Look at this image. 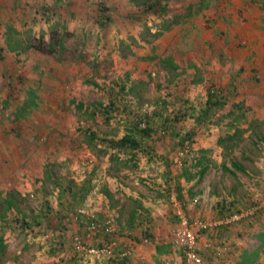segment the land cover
Segmentation results:
<instances>
[{"label":"rangeland","instance_id":"obj_1","mask_svg":"<svg viewBox=\"0 0 264 264\" xmlns=\"http://www.w3.org/2000/svg\"><path fill=\"white\" fill-rule=\"evenodd\" d=\"M144 1L150 2L0 0V209L4 206L1 192H13L19 216L27 222L9 226L0 219L4 245H0V264L120 260L119 248L127 247V239L118 243V236L107 251L76 252L75 236L88 247L102 242L84 224L88 215L109 216L117 230L128 235L137 231L141 239L148 223L155 222L150 210L165 212L169 232L162 239L156 235L159 245L169 241L170 246H183L167 169L171 177L199 179L196 192L209 185L218 197L241 195L244 185L253 184L260 172L264 0H160V15L143 12ZM100 5L111 18L104 26L96 22ZM42 6L47 7V16ZM238 69L241 73L234 77ZM121 78L127 92L116 96L106 119L94 109L109 102L100 87ZM212 87L221 90L226 104L199 126L192 117L176 123L181 135L191 127L196 134L188 152L171 149L178 138H171L172 127H167L164 117H173L189 103L195 115ZM153 112L157 115L154 131L145 139L153 146L151 153L138 152L132 161L128 154L104 150L84 131L119 137L144 113ZM230 135L232 139L227 138ZM82 161L84 172L93 168L97 175L93 181L98 182L83 202L74 194L85 174L80 171ZM203 167L206 170L199 177ZM70 181L72 192L61 194ZM192 194L197 197L194 207H199L200 197ZM245 202L239 203L241 207ZM83 205L88 214L78 217ZM250 207L228 223L250 218L252 212L246 213ZM137 212L143 219L134 216ZM190 218L198 249L199 231L207 226L196 224L205 222L201 216ZM140 239H135L136 244H141Z\"/></svg>","mask_w":264,"mask_h":264},{"label":"crops","instance_id":"obj_2","mask_svg":"<svg viewBox=\"0 0 264 264\" xmlns=\"http://www.w3.org/2000/svg\"><path fill=\"white\" fill-rule=\"evenodd\" d=\"M259 171L253 184L249 183L244 185L243 192L239 196L228 194L218 197L214 195V191L210 190L209 185L199 188L196 192L194 187H196L197 184L195 182L199 179L192 181V179L185 180L182 177L180 178L184 186V190L182 191L183 195L187 197L189 202V216H201V218L205 220V223H207L206 228L200 229L198 237V250L203 257V264H263L264 161L261 162ZM172 181L176 183L175 177H173ZM197 187H199V185ZM193 192L200 197L201 204L199 207H194L193 203H191L192 195H194L192 194ZM173 194L174 196L176 195L175 193ZM177 199L178 198H176V200ZM224 199L227 201L229 200L232 204L229 210L224 209L225 206L222 204ZM178 201L179 199L177 202ZM244 201H246V205L241 207L239 203H243ZM252 204L254 206H252ZM142 206L144 205L142 204ZM244 207L253 209L250 218H243L240 221L231 223H221V217H229L232 213L243 210ZM85 208L86 212H88L86 205ZM143 210L148 212L145 208H143ZM150 211V217L155 219V222L152 220L148 223L149 227L146 229L149 235L152 234L151 240L148 238L149 242H144L143 239L147 237L142 236L140 239L137 231H135L134 234L130 231V235H128L125 230H118V243L121 242L120 240H125L124 238L127 239L125 240L127 247L119 248V252L121 251L120 254L118 252L119 258L121 259L124 257L122 254L125 251L127 260L124 261L123 264H167V262H169V264H183L182 245L179 247L175 244L170 246L169 241H167L169 244L167 247V243H165L164 240L165 245L163 247L159 245L157 240L156 235H159L162 239V237L165 238L169 232L165 224L166 213H155L152 209ZM138 215V212L134 214L136 217H138ZM155 216L158 217L156 218ZM139 217L143 219L142 216L139 215ZM136 238L142 241L140 245H138V241H135ZM106 263L122 264V261L111 257L109 261H104V264Z\"/></svg>","mask_w":264,"mask_h":264},{"label":"trees","instance_id":"obj_3","mask_svg":"<svg viewBox=\"0 0 264 264\" xmlns=\"http://www.w3.org/2000/svg\"><path fill=\"white\" fill-rule=\"evenodd\" d=\"M143 12H149L151 14L154 15H160L161 13H163V6L160 4V0H150L149 3H146V1H144V5H143ZM47 7H41V12L43 15L47 16ZM104 11H107V8L104 5H100V9H99V13H98V18L97 21L101 26H104L105 24H108L109 22H111V18L107 15H105L103 13ZM154 36L159 35V33L155 32L152 33ZM49 44H51V41L49 42ZM59 47H63V44H60V41H58ZM167 61V60H166ZM242 69H238L237 71H235L234 73V77L240 75ZM101 89H103L109 96V102L105 107H102L101 105L99 106H95L94 109L97 110V112L100 113L101 116L106 117V119L110 118L109 113L114 109V105H115V100H116V96L117 95H124L127 90H126V82L125 79L121 78L118 79L114 85H103L100 87ZM221 90L217 87H212L207 91V96H206V100L203 104V106H199L198 110L196 111L195 115L193 113H191V110H195V107L193 105H191V103H189L187 108H182L179 111H176L173 115V117L171 118H167L164 117L165 121H168L167 123V127H172L171 129V138L175 139L178 138V140L174 143L175 145H173L171 147V149L174 150H179L180 148L185 152L189 151V148L191 147V144L194 142L193 138L196 134V131L194 129V127H191L188 131H186L183 135H181V126L176 125V123L178 124V122H181L183 119H185L186 117H192L194 124L198 125L200 123L205 122L206 120H208L209 118H211L213 115L216 114V111L219 110L220 108H222L225 104H226V99L225 97H222L221 95ZM185 102H187V100H185ZM81 104V103H80ZM156 113H144L136 123L131 124V127L126 130L121 136L119 137H109L103 134H100L96 131H93L89 128H85L84 131L89 135V137L93 140H95L96 142H98L101 146H103V149L108 151H112L115 152L117 154H128V158L129 160H133L134 158L138 157V152L140 153H147L150 154L151 153V149L153 148L152 145L147 144L145 139L146 138H150L154 128H153V123H154V118H155ZM232 124H229V127ZM143 126V127H142ZM233 135L235 133H232ZM233 136H228L227 138L232 139ZM130 152V155H129ZM187 159V158H186ZM185 159V161H186ZM189 161V158L187 159ZM164 162L167 164L169 163L168 161V157L165 156ZM236 166H238V168L242 169L241 165H238L236 162L234 163ZM224 167V166H223ZM224 169L229 170V172H231L232 174H234V172H232L231 169H228L227 167H224ZM169 169L166 170L167 176H169V179L167 180L168 183L173 182V191L176 194V198L179 199V203L180 206L182 207L183 211L185 212L186 216L191 220V218L188 216V206H189V202L187 200V197L185 195H183V190H184V186H183V182L180 181V178L183 176L178 175L177 177H175V181H172L173 177H171V173L168 172ZM206 168L203 167L201 168L198 172L199 177H201L203 175V173L205 172ZM84 172V170H83ZM84 176H83V180L81 181V183L79 185H75V189H76V195H78V198H80V200L82 201L85 197H87L91 192H93V189L95 187H97L98 182L97 181H93V179L97 180V175L95 174V170L93 168L88 169L87 171L84 172ZM189 178H193L192 177H188L185 178V180H188ZM184 179V178H183ZM71 183L69 185L63 186L62 189L60 190V193L62 194L63 191L67 190L68 192H72L71 188H72V184L74 185L73 181H70ZM59 186H62L59 183ZM1 194L3 195V209H0V219L5 221L6 224H8L9 226H11L12 224L14 225H21L23 224H27L26 220L23 219L21 216H19V208L17 207L16 203H15V197L13 192L10 191H3L1 192ZM61 194L59 195V197L61 196ZM75 196H73L72 201H76L74 198ZM197 199V197H195L194 199L192 198L191 203L195 202ZM85 200V199H84ZM83 202V201H82ZM223 205L225 206V210H229V207L231 204V202L226 199H224L222 201ZM46 209H45V215L51 214V208L49 206L48 201H46ZM252 206H254L252 204ZM79 210V209H78ZM78 213V211H77ZM232 213V212H230ZM236 213H240V211H237ZM88 212H86L85 214H83L84 216H87ZM175 214V212H174ZM235 214V213H232ZM231 214V215H232ZM79 215V213H78ZM230 215V216H231ZM175 216L177 217V215L175 214ZM136 217V216H135ZM139 217V215H138ZM137 217V218H138ZM224 217H228V216H224ZM112 219L109 216H104L102 218H96L95 216L92 215H88V220L89 222L91 221H105L107 219ZM223 218V217H221ZM38 219V218H36ZM140 219V217H139ZM178 219V217H177ZM113 225H114V230L111 233H103V232H97L96 234L98 236L102 237V242L95 246L98 249H101L103 247H106L108 244H110L111 242L115 241L117 236L119 235L118 230L115 227L114 221L112 219ZM85 224V223H84ZM131 224V222H130ZM143 237H147V238H151L152 234H148L147 231H144L142 233ZM96 235V236H97ZM151 240V239H150ZM1 248H3V244L1 243ZM114 246V245H113ZM111 245V247H113ZM77 253H79V251H76ZM127 256H124L120 259V261H122V264L124 263V261H126Z\"/></svg>","mask_w":264,"mask_h":264},{"label":"built area","instance_id":"obj_4","mask_svg":"<svg viewBox=\"0 0 264 264\" xmlns=\"http://www.w3.org/2000/svg\"><path fill=\"white\" fill-rule=\"evenodd\" d=\"M84 164L85 163H83V161H82L81 162L82 167L80 169L81 172L84 169ZM171 197H172L171 198L172 202L175 206V214L177 215L179 224L182 227V234H183V239H184V243L182 246L183 247L182 248L183 264H203V257L198 252V249H197V234L191 228V221L186 216L182 207L178 204L174 194ZM249 212L253 213V209L251 208L250 211H247L246 213H249ZM78 213H79L78 217L84 216L83 214L86 213L85 205L80 207V209L78 210ZM240 214H242V213L241 212L235 213L229 217H224V218L220 219L221 223H228L233 219H238V218H240L239 217ZM231 218H233V219H231ZM85 224L87 226V229L92 233L103 232V233L108 234L114 230V225H113L112 219H110V218L105 220L104 222L103 221H99V222L91 221V222H89V220L86 218ZM196 224H198L200 227H206L207 226V223H205L203 221L202 222L201 221L196 222ZM143 241L149 242V239L144 238ZM73 244H74V247L76 248L77 251H79V252L86 251L88 254L93 255V254H98L100 252L107 251V249L110 248L111 245L113 246L116 244V241L111 242L106 247L98 249V248L93 247V246H89V247L86 246L83 240H81L79 237L75 236ZM122 255L125 256L127 254L124 251V253ZM167 264H169V262H167Z\"/></svg>","mask_w":264,"mask_h":264}]
</instances>
